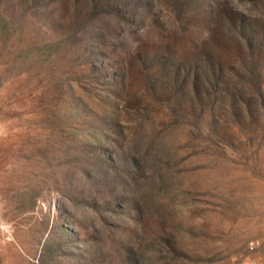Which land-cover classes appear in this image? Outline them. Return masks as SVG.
Segmentation results:
<instances>
[{
	"label": "rangeland",
	"instance_id": "1",
	"mask_svg": "<svg viewBox=\"0 0 264 264\" xmlns=\"http://www.w3.org/2000/svg\"><path fill=\"white\" fill-rule=\"evenodd\" d=\"M0 264H264V0H0Z\"/></svg>",
	"mask_w": 264,
	"mask_h": 264
},
{
	"label": "built area",
	"instance_id": "2",
	"mask_svg": "<svg viewBox=\"0 0 264 264\" xmlns=\"http://www.w3.org/2000/svg\"><path fill=\"white\" fill-rule=\"evenodd\" d=\"M259 243L257 242V243H255V242H251L250 243V249L252 250V251H254L256 248H257V245H258Z\"/></svg>",
	"mask_w": 264,
	"mask_h": 264
}]
</instances>
